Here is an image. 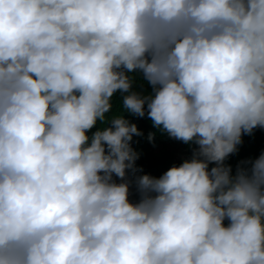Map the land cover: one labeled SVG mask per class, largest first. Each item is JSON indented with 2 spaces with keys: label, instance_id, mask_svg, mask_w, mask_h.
Here are the masks:
<instances>
[{
  "label": "clouds",
  "instance_id": "obj_1",
  "mask_svg": "<svg viewBox=\"0 0 264 264\" xmlns=\"http://www.w3.org/2000/svg\"><path fill=\"white\" fill-rule=\"evenodd\" d=\"M129 116L191 155L141 174ZM256 128L264 0H0V264H264Z\"/></svg>",
  "mask_w": 264,
  "mask_h": 264
},
{
  "label": "trees",
  "instance_id": "obj_2",
  "mask_svg": "<svg viewBox=\"0 0 264 264\" xmlns=\"http://www.w3.org/2000/svg\"><path fill=\"white\" fill-rule=\"evenodd\" d=\"M140 81L138 78L137 88ZM145 87H147L145 85ZM120 105L119 95L113 98V112L115 113ZM127 116L128 114L125 113ZM132 122L136 123L138 128L143 132L142 136H134L132 141L133 148L141 155L136 161L137 167L142 169L141 174L147 173L153 176H160L173 164H180L184 158L191 155L189 145L181 141L171 139L167 134H162L153 128L150 120L147 117L139 118L134 116L128 117ZM95 129H93L94 131ZM156 132L155 142H149L148 133ZM250 150L259 155L264 151V128H256L251 135L245 134L242 136V143L238 146V151L227 159L226 163L230 164L235 170V166L241 160L251 158ZM181 155H180V154ZM130 199H137L134 186ZM227 223V221H225Z\"/></svg>",
  "mask_w": 264,
  "mask_h": 264
},
{
  "label": "rangeland",
  "instance_id": "obj_3",
  "mask_svg": "<svg viewBox=\"0 0 264 264\" xmlns=\"http://www.w3.org/2000/svg\"><path fill=\"white\" fill-rule=\"evenodd\" d=\"M249 152H250V157H251V158H254V157L258 156V155L255 154V152L252 151V150H250ZM179 154H180V153H179ZM181 154H182V153H181ZM181 154H180V155H181Z\"/></svg>",
  "mask_w": 264,
  "mask_h": 264
}]
</instances>
